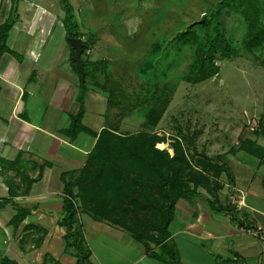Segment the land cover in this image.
Returning a JSON list of instances; mask_svg holds the SVG:
<instances>
[{
    "label": "crops",
    "instance_id": "0c3cea01",
    "mask_svg": "<svg viewBox=\"0 0 264 264\" xmlns=\"http://www.w3.org/2000/svg\"><path fill=\"white\" fill-rule=\"evenodd\" d=\"M38 61L35 57L17 60L8 53L0 60V260L77 264L60 226L64 198L61 175L84 167L96 138L80 132L72 139L63 133L79 110L80 84H74L77 76L68 68V79L59 91L55 89V101L51 102L52 96L42 95L44 89H38L45 85L43 74L38 75L30 65ZM89 93L82 123L98 134L114 124L104 118L108 98L91 87ZM232 145L215 154L211 146L205 147L207 151L202 148L208 159L224 168L219 176L207 173L212 182L208 189L200 187L193 197L178 201L169 226L170 237L163 243L166 248L130 237L121 247L125 249L111 250L114 255L107 256L116 264H169L172 256L178 264H264V233L256 236L244 231L251 227L264 232V178L261 186L256 181L257 172L264 167V135L242 129ZM229 161L242 166L235 175ZM43 165L42 176L29 185ZM9 189L14 197L9 196ZM237 191L244 192L241 210L231 202ZM17 208H24L27 215L15 229L11 220ZM78 223L89 249L86 231L97 242L103 235L123 242V235L128 233L84 212L78 213ZM90 251L93 264L108 263Z\"/></svg>",
    "mask_w": 264,
    "mask_h": 264
},
{
    "label": "rangeland",
    "instance_id": "374dc122",
    "mask_svg": "<svg viewBox=\"0 0 264 264\" xmlns=\"http://www.w3.org/2000/svg\"><path fill=\"white\" fill-rule=\"evenodd\" d=\"M218 1L69 0L83 34L80 39L93 41V46L83 59L91 63L101 62L96 67L87 68V93L91 87L99 94L112 98L113 104H109L105 110L107 123L118 124L121 133H155L164 140L157 148L167 151L170 156L174 155L173 139L179 140L188 164L206 175L208 171L200 170L202 166L206 167L207 162L208 166H214L213 171L223 169L224 165L208 159L204 154L207 151L205 147L211 146L209 148L214 154L231 149L233 140L242 129L249 133L250 126L260 127L261 123L264 124L263 47L257 50L240 49L239 57L218 60L216 66L219 73L204 82L192 84L180 80L194 69L191 66L194 63L193 49L183 43L170 42V39L180 29L199 22L204 12ZM65 16L62 0H0V26L8 18L15 20L8 46L18 53L19 58L15 57L17 60L22 57L40 60L36 65H30L38 75L43 74L45 85L41 84L38 89H44L42 95L49 98L56 88L59 91L61 84L67 81L66 72L72 68L64 29ZM262 22L264 24V10ZM242 26L243 20L237 14L226 17L227 37L240 48L244 47L246 39V30ZM163 41L170 47L171 55L157 76L162 78L169 66L174 65L169 69L170 78L166 82L171 87L178 86L160 123L156 127H149L146 121L151 115L144 100L148 89L153 88L140 77L139 70L155 44ZM179 48H182L180 54ZM76 76L74 84L77 86L80 79ZM53 100L55 97L52 96L51 102L54 103ZM161 144H165V148H160ZM220 146L223 148L220 149ZM215 148L218 149L214 151ZM228 164H231L234 175V172L241 170L240 165L230 161ZM263 176L264 167L256 174L260 186ZM209 180L211 184V178ZM188 187L197 190L202 184L199 181V186H194L190 182ZM86 232L90 249L99 261L107 260V264H116L113 258L107 256L114 255L111 250L125 249L121 247L127 244L130 237L134 238L128 232L123 235V242H116L111 236L104 235L97 242ZM194 244L198 245L199 242ZM190 248L193 249L191 244Z\"/></svg>",
    "mask_w": 264,
    "mask_h": 264
},
{
    "label": "trees",
    "instance_id": "16d2710c",
    "mask_svg": "<svg viewBox=\"0 0 264 264\" xmlns=\"http://www.w3.org/2000/svg\"><path fill=\"white\" fill-rule=\"evenodd\" d=\"M62 2L66 13L64 29L71 52L70 60L73 71L80 79L81 87L79 110L72 118L71 126L63 130V133L74 139L80 132H86L94 135L96 142L79 172H64L61 175L64 198L60 226L65 229L66 247L74 251L77 264H93L90 259L91 251L78 223L80 211L94 219L109 221L112 226L131 233L138 241L145 240L162 245L170 237L169 226L174 219L178 201L189 199L197 193V190H191L188 184L192 182L194 186H199L200 181L202 187L208 189L210 177L204 172L200 174L188 164L185 150L177 139H173L174 155L170 156L167 151L157 148L164 140L151 131L121 133L116 125L105 127L97 134L83 125L85 97L89 90L87 68L96 67L101 62L91 63L83 59L88 49L93 46V41L81 40L83 71L80 70L74 59L75 51L70 38H81L83 34L80 32V24L71 3L69 0ZM263 10L264 0H219L204 12L199 22L180 29L170 42L191 46L194 54V63L192 62L191 66L194 69L179 79L192 84L204 82L219 73L216 66L218 60L237 58L240 56V49L264 48ZM233 14L240 16L243 20L242 27L246 30L244 47L241 48L232 44L226 34V17ZM14 25L15 20L8 18L0 26V60L6 53L18 57V53L7 45ZM178 50L180 54L182 48ZM149 55L140 67L139 74L153 88L146 92L144 103L151 115L146 124L156 127L169 107L178 85L171 87L166 82L170 78L169 69L174 65L169 66L162 78L157 76L171 55L167 42L155 44ZM262 63L264 65V56ZM148 73L152 76H147ZM108 102L113 104L110 96ZM256 134L264 135L263 123ZM206 164L200 171H213L214 166H208V162ZM43 169L44 165L41 166L37 178L31 180L29 185L42 176ZM212 173L213 176H219L222 170ZM9 196H15L11 189ZM26 215L24 208H17V213L11 220L15 229ZM163 245V248H166V244ZM0 264L17 263L3 258ZM169 264L178 262L172 256Z\"/></svg>",
    "mask_w": 264,
    "mask_h": 264
},
{
    "label": "built area",
    "instance_id": "2783aa9c",
    "mask_svg": "<svg viewBox=\"0 0 264 264\" xmlns=\"http://www.w3.org/2000/svg\"><path fill=\"white\" fill-rule=\"evenodd\" d=\"M250 131L251 132H257L260 131L259 126H250ZM2 172V168L0 166V173ZM232 204L236 206V209L241 210L245 204H244V192L242 191H237V193L233 196L231 200ZM245 232L251 233L253 235H262L263 230L261 228H251L249 227L247 230H244Z\"/></svg>",
    "mask_w": 264,
    "mask_h": 264
},
{
    "label": "water",
    "instance_id": "95a60500",
    "mask_svg": "<svg viewBox=\"0 0 264 264\" xmlns=\"http://www.w3.org/2000/svg\"><path fill=\"white\" fill-rule=\"evenodd\" d=\"M70 43L72 48L75 51L74 59L77 62V65L79 66L80 70L83 71V63L81 60V54L83 51L82 42L80 38H70Z\"/></svg>",
    "mask_w": 264,
    "mask_h": 264
},
{
    "label": "bare ground",
    "instance_id": "6f19581e",
    "mask_svg": "<svg viewBox=\"0 0 264 264\" xmlns=\"http://www.w3.org/2000/svg\"><path fill=\"white\" fill-rule=\"evenodd\" d=\"M41 12H43V10H42ZM43 13H44V12H43ZM160 148H165V144H161V145H160Z\"/></svg>",
    "mask_w": 264,
    "mask_h": 264
}]
</instances>
